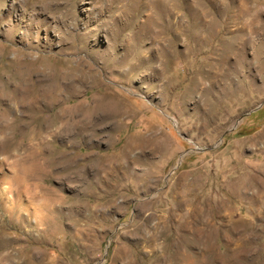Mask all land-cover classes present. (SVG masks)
<instances>
[{"label":"rangeland","instance_id":"374dc122","mask_svg":"<svg viewBox=\"0 0 264 264\" xmlns=\"http://www.w3.org/2000/svg\"><path fill=\"white\" fill-rule=\"evenodd\" d=\"M195 263L264 264V0H0V264Z\"/></svg>","mask_w":264,"mask_h":264},{"label":"bare ground","instance_id":"6f19581e","mask_svg":"<svg viewBox=\"0 0 264 264\" xmlns=\"http://www.w3.org/2000/svg\"><path fill=\"white\" fill-rule=\"evenodd\" d=\"M248 7V6H247ZM246 7V8H247ZM44 23V22H43ZM35 24V23H34ZM38 26V25H37ZM42 26H43V24H42ZM33 27H35V26H33ZM89 28V27H88ZM30 32V31H29ZM28 38H29V36H28ZM31 38V37H30ZM32 41V40H31ZM29 42H30V40H29ZM64 42V41H63ZM31 43V42H30ZM69 44V43H68ZM73 45V44H72ZM73 48L75 47L74 45L72 46ZM71 47V48H72ZM75 49V48H74ZM111 48H109V50H110ZM8 51V50H7ZM107 51H108V49H107ZM111 51H112V49H111ZM115 51V50H114ZM19 52L20 51H18V54H19ZM22 52V51H21ZM109 53V52H108ZM3 54V53H2ZM17 54V53H16ZM27 54V53H26ZM114 55V54H113ZM113 55H112V57H113ZM42 56V55H41ZM106 56V55H105ZM108 56V55H107ZM109 57H110V55H109ZM108 57V58H109ZM19 59H20V57H19ZM31 59V58H30ZM59 59V58H58ZM106 59V58H105ZM124 59V58H123ZM28 60V59H27ZM35 60V59H34ZM85 60V59H84ZM24 61V60H23ZM39 61V60H38ZM66 61V60H65ZM121 61V60H120ZM49 62V61H48ZM111 62V61H110ZM127 62V61H126ZM11 63V62H10ZM32 63V62H31ZM62 63V62H61ZM106 63V62H105ZM108 63V62H107ZM119 63V62H118ZM14 64V63H13ZM21 64V63H20ZM35 64H36V62H35ZM51 64V63H50ZM80 63H78V65H79ZM23 65V64H22ZM27 65V64H26ZM47 65V64H46ZM56 65V64H55ZM115 65V64H114ZM28 66H30L29 64H28ZM34 66V65H33ZM39 66V65H38ZM50 66V65H49ZM54 66V65H53ZM74 66V65H73ZM124 66V65H123ZM27 67V66H26ZM122 67V66H121ZM49 68V67H48ZM53 68V67H52ZM60 68V67H59ZM58 68V69H59ZM62 68H63V66H62ZM70 68H72L71 67V65H70ZM75 68V67H74ZM90 68V67H89ZM93 68V67H92ZM103 68V67H102ZM107 68V67H106ZM114 68H115V66H114ZM46 69V68H45ZM73 69V68H72ZM72 69H71V71H72ZM76 69V68H75ZM131 69V68H130ZM19 70V69H18ZM51 70V69H50ZM57 70V69H56ZM117 70V69H116ZM133 70V69H132ZM91 71V70H90ZM92 71H93V69H92ZM128 71H130V70H128ZM51 72V71H50ZM68 72V71H67ZM86 72V71H85ZM94 72V71H93ZM131 72V71H130ZM130 72H128V74L130 73ZM48 73V72H47ZM78 73V72H77ZM110 73V72H109ZM52 74H53V72H52ZM57 74V73H56ZM60 74H62V73H60L59 72V76H60ZM75 74V73H74ZM79 74V73H78ZM92 74V73H91ZM68 75V76H67ZM66 75V78H69V74H67ZM94 75V74H93ZM96 75V74H95ZM53 76V75H52ZM63 76V75H62ZM71 76H73V75H71ZM79 76V75H78ZM57 77V76H56ZM88 77V76H87ZM95 77V76H94ZM71 78H74V77H71ZM75 78H76V76H75ZM92 78V77H91ZM64 81H65V79H63ZM70 80V79H69ZM58 81V80H57ZM62 81V80H61ZM72 81V80H71ZM80 81V80H79ZM85 81V80H84ZM55 82V81H54ZM63 82V81H62ZM67 82V81H66ZM70 82V81H69ZM73 82V81H72ZM72 82H71V84H72ZM87 82V81H86ZM90 82V81H89ZM97 82H99V81H97ZM64 83V82H63ZM68 83V82H67ZM60 84V83H59ZM75 84H76V82H75ZM89 84V83H88ZM95 84H97V83H95ZM53 85V84H52ZM60 85H62V83L60 84ZM81 85H83L82 83H81ZM101 85H103V84H101ZM55 86V85H54ZM79 86H80V82H79ZM58 87V86H57ZM88 87H90V85L88 86ZM92 87V86H91ZM55 88H56V86H55ZM85 88V87H84ZM109 88V87H108ZM107 88V89H108ZM71 89V88H70ZM69 89V90H70ZM73 89V88H72ZM82 89V88H81ZM77 91H78V89H76ZM86 90V89H85ZM62 91V90H61ZM71 91H73V90H71ZM70 91V92H71ZM79 91H81V90H79ZM54 92V91H53ZM60 92V91H59ZM75 92V91H74ZM83 92V91H82ZM81 92V93H82ZM64 93V92H63ZM97 93V92H96ZM108 93V92H107ZM111 93V92H110ZM52 94V93H51ZM56 94H58V93H56ZM74 94V93H73ZM80 94V93H79ZM79 94H77V96L79 95ZM104 94V93H103ZM40 95V94H39ZM62 95V94H61ZM66 95V94H65ZM105 95V94H104ZM107 95H109V94H107ZM106 95V96H107ZM115 95V94H114ZM44 96V95H43ZM68 96H69V93H68ZM75 97H76V95H74ZM83 96V95H82ZM81 97V96H80ZM93 97H94V95H93ZM92 97V98H93ZM98 97H100L99 95H98ZM108 97V96H107ZM111 97V96H110ZM72 98V97H71ZM114 98V97H113ZM96 99V98H95ZM44 100H46V99H44ZM55 100V99H54ZM78 100V99H77ZM93 100V99H92ZM81 101V100H80ZM121 102H123V100H120ZM48 102V101H47ZM50 102V101H49ZM63 102V101H62ZM87 102V101H86ZM85 102V103H86ZM57 103V102H56ZM118 103L120 104V102L118 101ZM125 103V102H124ZM68 104V103H67ZM73 104V103H72ZM94 105H92L91 106V111L92 112H95V114L97 113V114H99L101 117H102V120H105V119H110V120H117L118 118H120V114H121V109H120V106L119 105H117V104H114L110 99H107V98H104V99H100V100H97L96 102H94L93 103ZM122 104V103H121ZM50 105V104H49ZM53 105H55V104H53ZM60 105V104H59ZM81 105V104H80ZM84 106V105H83ZM51 107V106H50ZM85 107V106H84ZM84 107H83V109H84ZM61 108H63V107H61ZM82 108V107H81ZM123 108V107H122ZM61 110V109H60ZM81 111V110H80ZM123 111H124V109H123ZM127 112V111H126ZM84 113V112H83ZM123 113H125V112H123ZM66 114H67V111H66ZM85 114V113H84ZM126 114V113H125ZM124 114V115H125ZM90 115V114H89ZM57 116V115H56ZM62 116V115H61ZM61 116H58V117H61ZM68 116V115H67ZM99 116V117H100ZM77 117V116H76ZM122 118V117H121ZM56 119H57V117H56ZM79 119V118H78ZM94 119V118H93ZM92 119V120H93ZM96 119H97V117H96ZM64 120V119H63ZM120 120V119H119ZM123 120H124V118H123ZM65 121V120H64ZM109 121V120H108ZM90 122V121H89ZM94 122V121H93ZM113 122V121H112ZM67 123V122H66ZM116 123V122H115ZM127 124V123H126ZM113 125H114V122H113ZM115 125H117V124H115ZM118 126H120V125H118ZM116 127V126H115ZM121 127V126H120ZM115 129V128H114ZM118 129H119V127H118ZM115 130H117V129H115ZM13 139V138H12ZM10 141V140H9ZM142 141V140H141ZM7 142V141H6ZM6 142H3V143H6ZM17 142V141H16ZM134 142V141H133ZM143 142V141H142ZM13 143H14V141H13ZM131 143V142H130ZM12 144V143H11ZM10 144V145H11ZM52 145V144H51ZM126 145V144H125ZM143 145V144H142ZM4 146H5V144H4ZM14 146V145H13ZM12 147V146H11ZM127 147H132V148H136V150H137V147H139V144L138 143H133V144H131L130 146H127ZM126 147V148H127ZM142 147V146H141ZM125 148V149H126ZM143 148V147H142ZM4 149V148H3ZM129 149V148H128ZM141 149V148H140ZM6 150V149H5ZM131 150V149H130ZM4 151V150H3ZM37 152V151H36ZM134 152V151H133ZM131 153V152H130ZM53 154V153H52ZM136 155V154H135ZM134 155V156H135ZM11 157V156H10ZM117 157V156H116ZM123 157H125V156H123ZM145 157V156H144ZM111 159H112V157H111ZM117 160V159H116ZM109 161V160H108ZM112 161V160H111ZM118 161V160H117ZM146 161H148V160H146ZM7 162V161H6ZM123 162H125V161H123ZM138 162H139V160H138ZM142 162H143V159H142ZM68 163V162H67ZM109 163H110V161H109ZM113 163H115V162H113ZM127 163V162H126ZM130 163V162H129ZM140 163H141V161H140ZM144 164V163H143ZM142 164V165H143ZM146 164V163H145ZM151 164H152V162H151ZM92 165H94V164H92ZM114 166H115V164H113ZM135 165H137V164H135ZM140 165V164H139ZM148 165H149V163H148ZM15 166V165H14ZM97 166V165H96ZM129 166V165H128ZM116 167V166H115ZM135 167H137V166H135ZM140 167V166H139ZM149 167V166H148ZM98 168H99V166H98ZM117 168V167H116ZM130 168H132V167H130ZM103 170H105L104 168H102ZM127 170V169H126ZM135 170V169H134ZM137 170V169H136ZM110 171V170H109ZM115 171H116V169H115ZM128 171V170H127ZM126 172V171H125ZM145 173H146V171H144ZM115 174H116V172H114ZM126 173H128V172H126ZM135 173V172H134ZM113 174V173H112ZM143 175H145L144 173H142ZM135 175V174H134ZM108 176V175H107ZM139 176V175H138ZM112 177V176H111ZM114 177V176H113ZM140 177V176H139ZM146 177H147V175H146ZM141 178V177H140ZM144 178V177H143ZM148 178V177H147ZM135 179V178H134ZM138 180V179H137ZM115 181V180H114ZM140 183H142V182H140ZM91 188V187H90ZM20 233V232H19ZM11 240V239H10ZM12 241V240H11ZM14 241V240H13ZM26 254V253H25ZM34 258V257H33ZM26 260V259H25ZM199 261V260H198ZM202 263V262H201ZM196 264V263H195Z\"/></svg>","mask_w":264,"mask_h":264},{"label":"trees","instance_id":"16d2710c","mask_svg":"<svg viewBox=\"0 0 264 264\" xmlns=\"http://www.w3.org/2000/svg\"><path fill=\"white\" fill-rule=\"evenodd\" d=\"M244 133L243 132H241V135H243Z\"/></svg>","mask_w":264,"mask_h":264},{"label":"water","instance_id":"95a60500","mask_svg":"<svg viewBox=\"0 0 264 264\" xmlns=\"http://www.w3.org/2000/svg\"><path fill=\"white\" fill-rule=\"evenodd\" d=\"M261 106V105H260ZM254 111V110H253ZM250 112H252V111H250ZM243 116H245V115H243Z\"/></svg>","mask_w":264,"mask_h":264}]
</instances>
